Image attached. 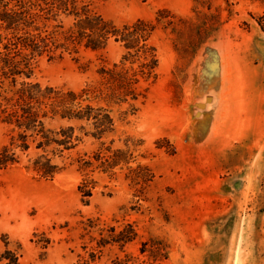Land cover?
I'll use <instances>...</instances> for the list:
<instances>
[{
  "label": "rangeland",
  "instance_id": "374dc122",
  "mask_svg": "<svg viewBox=\"0 0 264 264\" xmlns=\"http://www.w3.org/2000/svg\"><path fill=\"white\" fill-rule=\"evenodd\" d=\"M84 2L123 40L61 13L17 78L44 129L0 117V264H264V0Z\"/></svg>",
  "mask_w": 264,
  "mask_h": 264
},
{
  "label": "trees",
  "instance_id": "16d2710c",
  "mask_svg": "<svg viewBox=\"0 0 264 264\" xmlns=\"http://www.w3.org/2000/svg\"><path fill=\"white\" fill-rule=\"evenodd\" d=\"M49 3L54 4L55 8L47 12L45 6ZM61 13L75 20L70 33L85 38L89 48L102 49L111 35H121L123 40V30L120 32V29L110 28L111 22L97 15L84 0H0V117L22 131L18 135L24 138L21 144L24 149L30 147L27 141L29 137L44 129L41 106L33 110L34 106L30 103L35 101L42 104L46 95L41 92L39 83L22 82L18 86L17 78L31 77L30 60L41 53L38 44L45 39L41 36L52 33V22ZM54 113L59 114L56 110ZM60 115L73 118L63 113ZM57 144L69 148L63 140ZM38 146L47 149L51 144L40 141ZM8 161L3 155L0 156V163L7 164Z\"/></svg>",
  "mask_w": 264,
  "mask_h": 264
},
{
  "label": "water",
  "instance_id": "95a60500",
  "mask_svg": "<svg viewBox=\"0 0 264 264\" xmlns=\"http://www.w3.org/2000/svg\"><path fill=\"white\" fill-rule=\"evenodd\" d=\"M207 100L208 101H211L212 100V96H207ZM199 106L200 107H204L205 106V103H199Z\"/></svg>",
  "mask_w": 264,
  "mask_h": 264
}]
</instances>
